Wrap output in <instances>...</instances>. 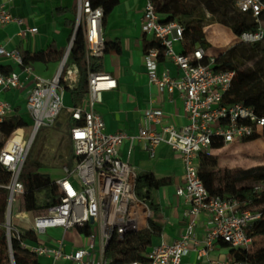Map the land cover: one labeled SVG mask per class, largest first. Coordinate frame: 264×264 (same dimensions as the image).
Here are the masks:
<instances>
[{"label": "built area", "instance_id": "built-area-1", "mask_svg": "<svg viewBox=\"0 0 264 264\" xmlns=\"http://www.w3.org/2000/svg\"><path fill=\"white\" fill-rule=\"evenodd\" d=\"M235 6L257 23L255 31L236 35V41L250 44L262 41V0H235ZM102 18L103 9L100 6H92L91 0H77L75 27H82L87 60L102 56L105 52ZM10 22L16 23L17 35L21 38L37 31L36 27L27 25L23 18L14 16L0 3V27ZM141 29L162 46L161 49L149 48L143 54L148 81L161 91L179 92L186 121L179 128L164 124L163 110L158 106H150L144 110L142 123L135 136L143 139L144 148L150 154L161 143L179 153L183 162V177L176 194L188 203L189 219L179 237L171 242L151 244L146 262L120 264H181L182 258L190 251H195L197 260H206L210 264H245L236 261L229 249L224 260L210 257L209 254L216 250L214 246L220 242L228 243L233 248L248 249L252 238L246 234V229L249 223L259 217V213L245 209L236 199L211 195L198 175L197 159L201 151L210 148L213 139H222L228 143L254 134L260 135L264 117L256 115L252 108L243 103H223V95L231 85L234 70L216 69L213 57L199 45L189 52L176 51L173 43L182 40L183 25L176 19L160 20L151 0H146L144 4ZM69 46L70 43L66 48ZM160 52L177 66L179 76L172 77L166 70L158 72ZM0 56L11 58L18 66L22 63V54L16 48L7 49L0 44ZM67 56L50 78L32 75L29 66L21 68L25 79L31 81L25 99V108L31 122L29 133L26 135L23 128H16L4 137L0 132V166L10 173L8 182L0 184V189L6 190L3 225L8 240L19 237L22 230L12 223L11 207L15 196L24 194L19 175L29 147L39 128L52 124L63 107L64 88L60 79L70 86L77 78L74 67L67 69L61 78ZM205 58L207 61L203 62ZM25 79H21L17 70L0 72V92L23 87ZM87 85L84 100L68 108V118L73 121L68 131L73 167L63 165V175L54 180L61 191L60 199L43 214L26 212L31 222L28 229L33 231L36 242H24V246L37 256L49 257L52 264L61 259L73 264H111V258L104 255L110 238L115 235L122 239L128 232L149 229L152 217L147 203L136 195L135 167L118 155L119 146L126 134L122 131L107 132L100 113L95 109V105L101 101V93L116 87V79L106 72L88 71ZM11 114L10 103L0 98V124ZM157 125L160 126L159 130L156 129ZM20 213L25 212L18 211L16 215ZM199 220L204 226L202 249L196 248L200 242L195 232ZM86 223L91 225L92 233L85 235L86 244L74 251H63V239L55 245L44 241V233L49 227H61L66 231ZM96 231L100 249L97 253L94 250Z\"/></svg>", "mask_w": 264, "mask_h": 264}, {"label": "trees", "instance_id": "trees-1", "mask_svg": "<svg viewBox=\"0 0 264 264\" xmlns=\"http://www.w3.org/2000/svg\"><path fill=\"white\" fill-rule=\"evenodd\" d=\"M154 9L162 21H171L178 15L179 21L183 25L182 44L183 52L191 51L195 45L207 49L210 43L205 39L203 27L208 23L205 19V10L212 15L216 12L212 8L210 1H205V9L197 14L185 7L181 0H151ZM224 9V19L220 20L222 25L229 27L235 35H240L246 31H255L257 23L254 19L245 13H241L235 6V0H220ZM264 3V0H262ZM118 0H91L92 6H100L103 9L102 23L105 16L114 8ZM182 17L186 19L182 20ZM264 22V10L260 15ZM71 36V35H70ZM264 44V39L255 43L237 42L225 52L212 56L214 67L216 69H232L235 72L230 87L223 95V103L236 104L243 103L252 108L256 115L264 117V65L261 61H255L253 67L242 68L237 61V51L243 55L246 48L256 51ZM144 52L149 48L157 47L161 49L158 40H144ZM114 48L120 50L119 42L115 41L105 45V50ZM65 49H57L50 45L46 50L35 52L23 51L22 63L20 68H24L33 63L48 64L59 62L62 59ZM264 52V45L261 48ZM162 58V53H159ZM102 57H90L88 60L85 55L82 29L78 27L73 38L66 62L61 72V78L65 75L67 69L74 67L77 70V78L73 84L67 85L62 79L60 84L67 93L71 106L81 103L87 93L88 71L97 72L101 70ZM205 58L203 62H206ZM11 67L0 66V72L8 73ZM13 114L0 124L2 136H8L14 129L23 128L29 133L30 118L25 117L20 105L12 107ZM69 127L73 125L71 118L67 119ZM259 134H254L244 138L242 141H252L258 138ZM261 136L264 137V125ZM222 139H213L210 148H221L224 146ZM2 142L0 141V148ZM45 164L33 159L28 164H24L19 179L24 186L23 211L31 212L34 215H40L47 211L48 207L57 203L61 196V191L53 178L46 172ZM198 175L203 185L211 195L220 196L225 199H236L245 209L252 212H258L259 217L249 223L246 234L252 238L251 246L248 249L233 248L228 243L220 244L230 250V253L236 261L245 264H264V164L247 168L243 167H219L218 155L211 154L207 150L199 153L197 159ZM10 173L0 166V184L7 183ZM169 179L156 178L152 172L137 173L135 192L136 195L147 203L152 210L154 217L157 214L158 206L153 202L152 191L159 186L167 184ZM5 197L6 190L0 189V264H42L35 252L24 246V242H36V237L31 229H22L19 237H11L8 240L6 230L3 225L5 216ZM160 226L153 220H150L149 229L128 232L122 239L113 235L108 241L104 255L111 258V264H120L131 261H147V251L153 243V238L160 234ZM77 230L88 235L92 233L90 224H84L77 227ZM262 240L263 244L253 248V244Z\"/></svg>", "mask_w": 264, "mask_h": 264}, {"label": "crops", "instance_id": "crops-1", "mask_svg": "<svg viewBox=\"0 0 264 264\" xmlns=\"http://www.w3.org/2000/svg\"><path fill=\"white\" fill-rule=\"evenodd\" d=\"M145 2L146 0H118L114 8L105 16L102 23L105 45L117 41L119 42L120 50L108 48L101 56L100 71L112 75L116 79V87L101 93V101L95 105V109L100 113L107 132L122 131L126 134L118 149L120 159L133 165L137 173L149 171L156 178H167L170 181L152 191V199L158 206V211L154 217L150 209L152 213L151 219L153 218L161 228L160 234L153 238L152 244H156L162 241L171 242L179 237L189 219L188 203L182 196L176 194V189L182 184L183 162L179 153L165 143L158 145L153 154H150L144 148L143 139H138L135 135L142 123L144 110L150 106L160 107L164 113L163 123L172 125L175 128L182 126L186 118L183 110V100L177 90L172 93L161 91L148 81L143 60V44L144 40H151L152 38L144 34L141 29L142 11ZM0 3H3L14 16L23 18L27 25L37 28L35 33L21 38L17 35L15 22H10L0 27V44L7 49L16 48L22 54L23 51L46 50L50 45L55 46L57 49H66L70 43L75 28L77 0H0ZM218 25H220L217 27L218 31L224 32L229 38L236 39V35L229 27L222 24ZM205 27L203 28V33L205 39L210 43V47L206 50L212 56L210 52L213 51V47L221 42L217 43L215 40L210 39ZM173 48L178 52L183 51L182 40L175 41ZM38 64L42 63L29 65L32 75L50 78L58 70L57 65L51 74H40L35 71V66ZM53 64H56V62L42 64V66L45 71L50 72V66ZM0 66L17 70L20 72L21 79H25V73L11 58L0 56ZM157 70L158 72L166 70L172 77L180 75V70L177 66L163 54L162 58H159ZM30 86L31 81H29V78L25 79L23 87L15 90H3L0 92V98L10 103L11 107L16 104L25 106L26 94ZM64 94L65 92L63 96ZM70 105L69 102L68 107ZM159 128L160 126L157 125L156 129L159 130ZM249 143V152L256 154L258 152L257 145L264 144L262 138L258 137L247 142H228L221 148H209L207 151L218 155L219 167L255 166V163H249L244 166L235 162H228L227 150H224L228 144H231L235 149L242 144ZM52 228H58L59 231L54 235H47L45 231V243L55 245L58 240L63 239V251L66 253L84 246L87 242L86 236L80 233L77 228H71L66 231L61 227ZM195 232L197 240L200 241L196 248L202 249L201 240L204 236V226L201 220L198 221ZM26 243L33 244L32 241H26ZM214 249L216 250L210 252V257H216V253L218 255H227L228 248L220 243L215 245ZM94 250L96 253L100 251L97 231ZM38 257L42 264H52L49 257ZM183 258L181 264H210L206 260H197L195 251H190ZM55 264L73 263L69 260L61 259Z\"/></svg>", "mask_w": 264, "mask_h": 264}, {"label": "rangeland", "instance_id": "rangeland-1", "mask_svg": "<svg viewBox=\"0 0 264 264\" xmlns=\"http://www.w3.org/2000/svg\"><path fill=\"white\" fill-rule=\"evenodd\" d=\"M205 1L208 0H181L182 4L187 7L188 9L194 11L196 14L201 12L205 9ZM210 5L212 8L216 9V12L212 15L210 12L205 10V19L208 22L205 26L214 25V24H221L220 20L224 19L225 15L223 14L224 9L221 6L220 0H209ZM176 20L179 21L178 15L175 16ZM186 19V17H182V20ZM80 28L82 29L81 25ZM204 28V27H203ZM237 44L235 38H230L227 43H219L215 47H213V51L210 52L212 56L218 55L221 52H225L230 47ZM264 44L261 45L259 49L253 51L251 48H246V52L241 55L239 51H237V63L240 67H253L255 61H261L264 65V52L261 51V48ZM59 68L60 63L56 62L50 66V72L45 71L42 64H38L35 66V71L38 73H43L44 75L51 74V72L57 67ZM70 100L67 93L63 96V107L60 113L57 115L55 121L47 126H41L37 131L35 138L32 144L29 147L26 160L24 164H28L31 160L36 159L43 164H45V171L50 174V176L54 179L63 175L61 167L66 165L69 168L73 167V155L71 153V146L69 142V125L67 122L68 119V104ZM23 111L24 116H27L26 108L23 104L20 105ZM26 132V131H25ZM28 133L26 132V135ZM262 138L264 142V137L259 136ZM239 142H243L240 140ZM249 144L240 145V147H232L231 144H228L224 150H227V160L228 162H235L238 165H247L249 163H255L256 165H263L264 164V144L257 145V154L249 152ZM239 167V166H238ZM251 167V166H250ZM247 168V167H243ZM23 195L17 194L15 196L14 202L12 204V223L18 225L21 229H28L31 226V222L29 219L28 213L23 211ZM18 211L25 212L21 216H17L16 213ZM94 229L96 230V225L94 224ZM59 231L58 228H47L46 234L47 235H54L56 232ZM262 240H259L253 244V248L259 247L262 245ZM219 260H224L227 255L215 254ZM184 259V258H183ZM199 264H207V263H199Z\"/></svg>", "mask_w": 264, "mask_h": 264}, {"label": "bare ground", "instance_id": "bare-ground-1", "mask_svg": "<svg viewBox=\"0 0 264 264\" xmlns=\"http://www.w3.org/2000/svg\"><path fill=\"white\" fill-rule=\"evenodd\" d=\"M220 26L218 24L214 25H209L206 26L205 29L208 33V36L210 39L215 40L217 43L222 42V43H227L229 41V36L225 35L224 32L218 31L217 27ZM24 213L18 214V216L23 215Z\"/></svg>", "mask_w": 264, "mask_h": 264}, {"label": "water", "instance_id": "water-1", "mask_svg": "<svg viewBox=\"0 0 264 264\" xmlns=\"http://www.w3.org/2000/svg\"><path fill=\"white\" fill-rule=\"evenodd\" d=\"M77 29H78L77 27L74 28V31H73V34H72V37H71V40H70V46H69V48H66V49H65L64 54H63V56H62V59L60 60V63H61V64H62V62L64 61L65 56L68 54V51L70 50V47H71V44H72L73 38H74V36H75V34H76V32H77ZM90 221L92 222V219H91ZM12 264H14L13 261H12Z\"/></svg>", "mask_w": 264, "mask_h": 264}]
</instances>
